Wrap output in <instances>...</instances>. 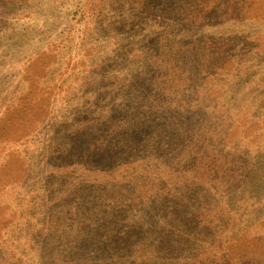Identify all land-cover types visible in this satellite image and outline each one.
<instances>
[{
  "label": "trees",
  "instance_id": "trees-1",
  "mask_svg": "<svg viewBox=\"0 0 264 264\" xmlns=\"http://www.w3.org/2000/svg\"><path fill=\"white\" fill-rule=\"evenodd\" d=\"M235 21L264 0H85L0 52V264H264V35L204 33Z\"/></svg>",
  "mask_w": 264,
  "mask_h": 264
},
{
  "label": "rangeland",
  "instance_id": "rangeland-1",
  "mask_svg": "<svg viewBox=\"0 0 264 264\" xmlns=\"http://www.w3.org/2000/svg\"><path fill=\"white\" fill-rule=\"evenodd\" d=\"M84 1L37 0L32 6L35 18L31 19V22L26 21L16 30L8 44L1 46L0 52L4 60L18 61L31 54H39L48 41L59 32L60 18L64 17L69 9L76 8ZM40 20H43L44 24H41ZM204 33L215 39L264 35V24L235 21L217 28H207Z\"/></svg>",
  "mask_w": 264,
  "mask_h": 264
}]
</instances>
